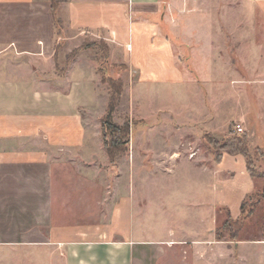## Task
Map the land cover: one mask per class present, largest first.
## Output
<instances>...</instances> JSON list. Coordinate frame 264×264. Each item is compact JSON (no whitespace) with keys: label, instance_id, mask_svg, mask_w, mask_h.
<instances>
[{"label":"rangeland","instance_id":"1","mask_svg":"<svg viewBox=\"0 0 264 264\" xmlns=\"http://www.w3.org/2000/svg\"><path fill=\"white\" fill-rule=\"evenodd\" d=\"M170 14L175 28L167 23L165 31L183 80L138 82L139 71L113 62L97 34L74 48L89 50L101 79L105 72L123 81L114 119L131 123L128 151L112 163L98 146L95 155L57 167L50 198L35 197L41 183L30 181L29 237L0 246V264H66L61 240L72 229L61 227L87 229L95 240L135 233L134 264H264V11L239 0H183ZM64 30L55 21L59 68L73 60ZM100 87L101 113L110 91L104 81ZM240 100L251 107L249 125ZM238 125L249 164L262 175H251L243 154L225 152ZM242 205L253 213L235 223Z\"/></svg>","mask_w":264,"mask_h":264},{"label":"crops","instance_id":"2","mask_svg":"<svg viewBox=\"0 0 264 264\" xmlns=\"http://www.w3.org/2000/svg\"><path fill=\"white\" fill-rule=\"evenodd\" d=\"M182 1L60 0L57 16L71 45L66 54L88 33L97 34L107 39L113 62L139 71L138 82L183 80L185 72L165 31L167 23L175 28L170 13ZM239 1L264 11V0ZM55 34L51 0H0V246L29 237V197L34 191L29 182L35 177L41 189L34 196L50 198L52 189L58 191L52 186L57 167L95 155L98 146L102 158L110 161L99 121L107 99L96 60L82 48L67 68L58 69ZM250 108L245 104L238 112L247 125ZM129 215L126 224L135 229ZM66 229H72L61 240L66 242V264H134L135 233L125 234L132 240H95L87 229L60 230Z\"/></svg>","mask_w":264,"mask_h":264},{"label":"trees","instance_id":"3","mask_svg":"<svg viewBox=\"0 0 264 264\" xmlns=\"http://www.w3.org/2000/svg\"><path fill=\"white\" fill-rule=\"evenodd\" d=\"M51 7H52V12L54 14L55 21L59 23L60 19L57 16L58 3L56 2V0H51ZM59 48H60V45H57L56 55L58 53ZM102 48L105 54L104 58L106 59L109 57L108 47L107 45H105ZM78 50L79 49L73 50L72 54L70 55V57L72 56L70 59L76 56ZM57 67L59 69V64H57ZM103 70L104 69L102 68V71ZM102 81L107 83L109 91H110L106 112L101 117L102 137H103V143H104L106 152L109 156V159L112 163H114V162H117V159L121 155H123L124 153L128 151V142H129V135H130V130H131V123L129 122V120H126L123 123H119L114 119L115 109L123 93V88H124L123 81L120 78H116L112 75H108L105 72L102 73ZM230 138L234 139V142L232 143V145L228 146V149L225 150V152L231 153V154H243L247 158L248 169L251 175L253 177L260 175L261 173L256 172L255 169L252 168L251 164H249L251 160V154H250V150L248 146V139H247L246 133H241V131H239L238 133H234L232 137ZM262 174L264 175V173ZM252 213H253V208L244 209V206L242 205L241 215L238 218H236L234 222L238 223L239 221H241L242 217L246 218ZM224 224L226 226L228 222H225ZM229 225H227V228H229Z\"/></svg>","mask_w":264,"mask_h":264},{"label":"built area","instance_id":"4","mask_svg":"<svg viewBox=\"0 0 264 264\" xmlns=\"http://www.w3.org/2000/svg\"><path fill=\"white\" fill-rule=\"evenodd\" d=\"M130 47H131V45L129 44L128 45V48H130ZM238 130L239 131H243L244 130V127L242 125H238Z\"/></svg>","mask_w":264,"mask_h":264}]
</instances>
